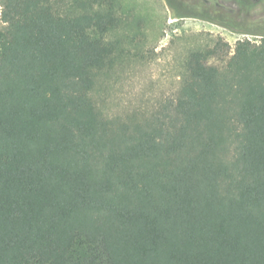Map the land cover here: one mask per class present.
I'll return each instance as SVG.
<instances>
[{
  "label": "trees",
  "instance_id": "trees-1",
  "mask_svg": "<svg viewBox=\"0 0 264 264\" xmlns=\"http://www.w3.org/2000/svg\"><path fill=\"white\" fill-rule=\"evenodd\" d=\"M1 7L0 264H264V37L193 50L171 104L110 118L96 90L129 59L119 0Z\"/></svg>",
  "mask_w": 264,
  "mask_h": 264
},
{
  "label": "rangeland",
  "instance_id": "rangeland-1",
  "mask_svg": "<svg viewBox=\"0 0 264 264\" xmlns=\"http://www.w3.org/2000/svg\"><path fill=\"white\" fill-rule=\"evenodd\" d=\"M210 4L213 12L222 9L237 31L197 18H176L166 0H119L125 28L114 32L130 51L129 59L103 77L96 90L97 105L110 118L144 117L171 104L178 94L185 63L193 50L212 47L223 38L234 48L238 41L259 44L264 37V0L237 15L239 0H195ZM211 1V2H209ZM0 0V28L1 20ZM200 8L186 12L202 15ZM232 21V22H233ZM255 32L260 35H253Z\"/></svg>",
  "mask_w": 264,
  "mask_h": 264
}]
</instances>
